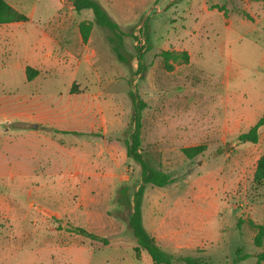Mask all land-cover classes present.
I'll return each instance as SVG.
<instances>
[{
    "label": "rangeland",
    "instance_id": "374dc122",
    "mask_svg": "<svg viewBox=\"0 0 264 264\" xmlns=\"http://www.w3.org/2000/svg\"><path fill=\"white\" fill-rule=\"evenodd\" d=\"M98 2L125 35L123 61L94 23L96 55L69 80L68 93L36 68L32 80L16 84L21 93L0 85V264H73L65 250L87 239L71 228L94 225L86 211L99 226L128 218L115 200L125 184L131 198L141 180L140 165L126 153L134 130L130 92L146 103L144 158L174 179L146 185L142 202L152 226L164 215V250L210 264H257L264 245L254 244V225H264V183L254 176L264 126L255 144L238 136L264 113V0ZM32 123L41 135L25 140L36 151L22 162L17 134L8 130ZM201 145L191 159L182 151ZM238 250L252 257L237 261ZM145 255L142 264H150Z\"/></svg>",
    "mask_w": 264,
    "mask_h": 264
},
{
    "label": "crops",
    "instance_id": "0c3cea01",
    "mask_svg": "<svg viewBox=\"0 0 264 264\" xmlns=\"http://www.w3.org/2000/svg\"><path fill=\"white\" fill-rule=\"evenodd\" d=\"M6 1L26 15L28 20L26 22L0 24V85L4 89L16 90V92L21 93L15 86L29 81L26 68L32 67L43 70L44 73L48 70L50 73L47 77L48 82L61 90L63 94L68 93L69 80L85 62L90 61L96 55L94 48L90 50V46L93 44L94 27H92L87 41L83 40L79 28L82 21H91L94 24L92 11L76 12L71 0ZM90 51H92V55ZM39 77V82L45 81L42 75ZM39 97L33 101H39ZM41 97L47 98L46 95ZM62 110L63 113H66L65 109ZM2 115L0 113V119L3 117ZM9 131L17 134V157L23 158L22 162L24 159H34L35 144L33 146L32 144L25 145V140H35L41 135V129L38 128L37 124L32 123L31 126H22L15 130L9 129ZM49 139V137H45L46 142ZM34 140H32L33 143ZM32 151L33 153H31ZM161 195L163 196L164 193ZM118 198L119 193L115 200L117 203H119ZM85 215L89 221L93 219V224L102 230V234L97 235L106 237L109 243L104 245L100 241L91 240L87 237L84 241L80 240L75 246L65 250L75 256L73 264H142L146 252H142L141 258H136L134 248L137 241L128 226V218L123 223L116 225L114 221H104L99 226L94 223L96 216L93 212L86 211ZM142 222L145 230L154 237L157 245L164 250V236L159 230V227L163 228L164 215L158 219L157 228L152 226L149 216L145 217L143 212ZM94 225L88 229L89 232L94 230ZM78 255L85 257V260L80 259Z\"/></svg>",
    "mask_w": 264,
    "mask_h": 264
},
{
    "label": "trees",
    "instance_id": "16d2710c",
    "mask_svg": "<svg viewBox=\"0 0 264 264\" xmlns=\"http://www.w3.org/2000/svg\"><path fill=\"white\" fill-rule=\"evenodd\" d=\"M74 10L81 12L82 10H91L94 15V23L102 26L108 32V41L112 46V49L116 56L120 60H124L122 55L123 42L122 37L124 33L119 29L118 25L113 22L104 10L98 0H71ZM28 18L23 13L18 12L13 6H11L6 0H0V24H6L11 22H25ZM93 23L91 21H82L79 25L82 37L84 41H87ZM141 61V56H140ZM139 71H143V67L140 64ZM26 75L28 80H32L37 75V70L32 67L26 68ZM134 111V130L131 134L130 141L126 142V151L128 158L138 163L141 167V180L137 189L133 192L130 198V186L125 184L119 188L120 204L127 206L129 209L127 223L134 237L136 238L137 245L134 248L136 258H140L142 252L149 254L151 264H210L208 258L198 256H173L163 250L157 245L154 237H152L144 228L142 222V202L146 185H152L156 187H165L171 184L174 179L166 172L152 167L148 161L144 158L141 151V130H142V111L146 107V103L140 99L139 95L135 92L129 93ZM264 126V113L258 119V121L247 131L241 133L238 136V141L242 143H257L259 140V130ZM204 150V146H193L182 149L183 153L188 158H193L195 155L200 154ZM254 179L258 183H264V157L258 160ZM72 231L85 236L91 240L100 241L104 245L109 243L106 237H102L95 233L81 227H71ZM256 234L254 237V244L257 247L264 245V225H254ZM252 257L249 254H241V250L237 251V261H244ZM257 264L264 263V251L257 254Z\"/></svg>",
    "mask_w": 264,
    "mask_h": 264
},
{
    "label": "built area",
    "instance_id": "2783aa9c",
    "mask_svg": "<svg viewBox=\"0 0 264 264\" xmlns=\"http://www.w3.org/2000/svg\"><path fill=\"white\" fill-rule=\"evenodd\" d=\"M152 11H155V12H160L161 11V7L159 5H155L152 9ZM149 11L148 14H150L152 11ZM141 46L144 45L145 41L144 39L140 36V34L137 35V40H136Z\"/></svg>",
    "mask_w": 264,
    "mask_h": 264
}]
</instances>
